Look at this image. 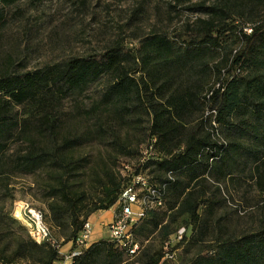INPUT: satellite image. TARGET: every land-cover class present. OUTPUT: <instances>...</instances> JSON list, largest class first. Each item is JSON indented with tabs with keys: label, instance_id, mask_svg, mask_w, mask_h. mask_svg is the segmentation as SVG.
I'll use <instances>...</instances> for the list:
<instances>
[{
	"label": "trees",
	"instance_id": "1",
	"mask_svg": "<svg viewBox=\"0 0 264 264\" xmlns=\"http://www.w3.org/2000/svg\"><path fill=\"white\" fill-rule=\"evenodd\" d=\"M18 1L0 0V5ZM229 19L218 25H189L174 35L150 33L137 56L113 44L39 70L0 74V184L7 187L11 176L46 172L45 203L63 245L76 239L93 213L115 206L133 174L142 171L153 186H166L165 208L150 211L134 229L144 247L133 260L107 237L65 263L56 247L36 243L26 228L27 236L17 235L1 209L0 264H264V211L256 229L240 234L224 229L206 239L214 211L203 187L206 176L222 172L231 178L264 164V15L248 22ZM3 20L0 10V24ZM219 54L223 56L217 61ZM110 75L98 103L85 111L84 118L94 120L95 129L73 124L74 118L62 119L68 99L83 96ZM16 107L28 115V132L9 158V142L21 125L13 115ZM103 111L123 116L127 125L141 130L140 137L133 142L110 134ZM205 122L223 128L227 139L219 143L211 133L184 128ZM108 137L120 155L144 156L142 167L124 174L121 161L114 158V166L86 187L81 176L91 161L79 150ZM256 181L264 190V173ZM182 226L192 229L182 243V255L174 262L163 261L165 242ZM156 235L166 239L159 248L153 242Z\"/></svg>",
	"mask_w": 264,
	"mask_h": 264
},
{
	"label": "rangeland",
	"instance_id": "2",
	"mask_svg": "<svg viewBox=\"0 0 264 264\" xmlns=\"http://www.w3.org/2000/svg\"><path fill=\"white\" fill-rule=\"evenodd\" d=\"M215 8L223 10L216 12ZM0 10L4 15L0 24V74H20L39 70L74 56L102 52L113 44H122L126 51L137 56L142 39L150 33L165 32L174 35L189 25H218L227 17H230L228 21L232 18L248 22L264 15V0H20L10 6L0 5ZM218 56L217 61H220L223 55ZM110 81L111 75L105 76L83 96L68 99L62 107V119L74 118L73 124L95 129L94 120L87 121L84 118L87 115L85 111L98 103ZM213 81L212 79L210 84ZM102 114L110 134H121L123 139L131 138L133 142L136 137H140L141 130L127 125L128 120L123 116L105 111ZM13 115L21 125L9 142V158L22 147L23 135L28 132L25 121L28 115L25 110L16 107ZM184 128L186 131L199 129L202 135L211 133L219 143L227 139L223 128L216 129L208 122L203 126L194 123ZM110 139L108 137L104 142L94 139L79 150L80 154L88 156L91 161L87 171L81 176L86 187L95 184L93 178L114 166V158L121 161L119 170L124 174L128 171L124 165L129 164L131 171L142 167L141 156L129 158L120 155L112 148ZM261 172L264 173V164L258 163L231 178H224L222 172L206 176L203 189L207 192V199L214 201V211L208 224V241L220 230L230 229L240 234L256 229L264 211V190L256 181ZM47 180V173L39 172L35 175L11 176L8 188L0 184V210L4 211L10 229L17 235L27 236V231L19 220H13L9 214L27 204L41 209L46 215L50 231L56 239H63L58 229L52 225L45 203ZM6 193L10 195L7 196ZM112 209L113 207L105 212L98 210L90 217L106 212L112 214ZM99 236L107 238V229L102 228ZM154 237L155 248L163 246L165 237ZM62 247L67 251V246ZM182 249L181 247L178 256L182 255ZM17 262L30 264L26 260Z\"/></svg>",
	"mask_w": 264,
	"mask_h": 264
},
{
	"label": "built area",
	"instance_id": "3",
	"mask_svg": "<svg viewBox=\"0 0 264 264\" xmlns=\"http://www.w3.org/2000/svg\"><path fill=\"white\" fill-rule=\"evenodd\" d=\"M143 154L149 155L146 149ZM144 156L142 160L144 161ZM129 171V164L124 165ZM126 174V173H125ZM166 186L159 189L152 185L150 176L146 173L133 174L129 185L123 190L118 202L112 209V218L104 227L107 229L108 238L128 255V260L139 256L144 245L137 240L134 229L147 216L150 211L165 208L166 202L164 190ZM12 216L19 220L27 229L29 236L38 244L50 243L56 247L64 262L69 263L74 258L81 256L93 243V224L90 218L84 224L82 231L71 243L67 251L63 250V240L57 241L46 223L45 213L35 207L24 204L19 210L15 209ZM192 229L182 226L164 244L163 261H176L181 250L182 243L190 238Z\"/></svg>",
	"mask_w": 264,
	"mask_h": 264
},
{
	"label": "crops",
	"instance_id": "4",
	"mask_svg": "<svg viewBox=\"0 0 264 264\" xmlns=\"http://www.w3.org/2000/svg\"><path fill=\"white\" fill-rule=\"evenodd\" d=\"M112 218V214H108V212H106L105 214H96V216L94 218L90 217V220L93 224V235H92V239H93V242H96L100 239H102L103 237H100L99 236V232L102 231V228H105L104 225L109 222ZM65 246H67V249L68 250L71 246V243H67L65 244Z\"/></svg>",
	"mask_w": 264,
	"mask_h": 264
}]
</instances>
